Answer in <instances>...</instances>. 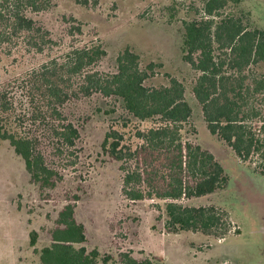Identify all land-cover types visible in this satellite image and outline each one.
<instances>
[{
  "label": "trees",
  "instance_id": "16d2710c",
  "mask_svg": "<svg viewBox=\"0 0 264 264\" xmlns=\"http://www.w3.org/2000/svg\"><path fill=\"white\" fill-rule=\"evenodd\" d=\"M238 1H203V15L183 22L182 59L197 74L192 93L210 134L264 174V29L250 28L241 16L223 15L228 2ZM51 2L0 0V50L19 44L37 53L48 48L49 32L31 14L48 10ZM105 55L101 44L72 45L62 60L50 59L23 77L0 83V139L22 159L32 184L53 189L64 169L59 170L54 159L66 156V166H59L74 165L70 158L80 137L64 115V105L94 94L115 98L134 119L155 121L136 131L139 144L134 149L121 145L122 135L116 130L104 137L102 149L119 163L123 175V196L130 201H164L168 233L192 231L224 238L231 226L226 211L180 202L224 189L228 181L215 156L184 136L192 111L183 83L170 78L167 86H145L150 74L128 47L117 54L115 72H100L95 67ZM15 82L25 102L12 94ZM75 201L68 200L59 210L51 243L39 251V264H150L127 252L114 259L78 246L86 236L74 216ZM30 236L33 246L36 232Z\"/></svg>",
  "mask_w": 264,
  "mask_h": 264
},
{
  "label": "rangeland",
  "instance_id": "374dc122",
  "mask_svg": "<svg viewBox=\"0 0 264 264\" xmlns=\"http://www.w3.org/2000/svg\"><path fill=\"white\" fill-rule=\"evenodd\" d=\"M51 1L48 10L31 16L49 32L52 43L41 53L22 44L1 49L0 83L23 77L50 59L62 60L72 45L101 44L106 55L95 69L112 73L117 54L130 48L150 74L145 86H167L170 78L183 83L192 111L184 136L209 150L228 177L224 189L180 202L220 208L228 213L231 226L222 239L192 231L168 233L164 201L126 199L119 163L104 153L102 142L108 131L116 130L122 135L121 145L134 149L139 144L136 131L155 121L136 120L119 100L94 94L62 109L80 137L70 158L74 165L59 166H66V156L54 159L58 169H64L62 181L53 189L32 184L22 159L0 139V264H39V251L51 243L50 230L59 210L68 200L74 202V196H78L74 216L86 236L78 246L96 249L101 256L117 259L127 252L150 264H264V174L210 134L192 93L197 74L182 59L183 22L203 15L204 0ZM222 13L241 16L250 28L264 29V0L228 2ZM11 86L16 100L25 102L17 83Z\"/></svg>",
  "mask_w": 264,
  "mask_h": 264
}]
</instances>
